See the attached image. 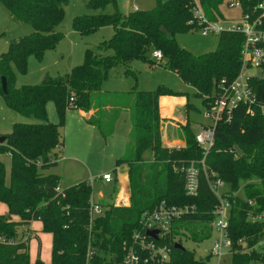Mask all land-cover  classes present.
Segmentation results:
<instances>
[{
    "label": "trees",
    "instance_id": "obj_1",
    "mask_svg": "<svg viewBox=\"0 0 264 264\" xmlns=\"http://www.w3.org/2000/svg\"><path fill=\"white\" fill-rule=\"evenodd\" d=\"M223 1L199 0L209 18L215 17ZM66 2L0 0L12 19L32 27L30 34L12 41L8 50L0 55V96L12 111L41 122L14 123L12 131L4 135L5 141L0 144V155H8L11 160L8 173L0 162V203L8 210L0 214V237L3 239L0 241V264H29L31 237L19 235L18 229L32 222H40L41 232L51 234L49 264H123V244L138 228L141 214L161 201L189 209L172 225L167 238L171 248L169 264H202L193 252L175 249L174 244H181V241L174 237L186 236L199 243L210 236L209 223L213 221L212 213L218 204L208 183L212 173L229 186L228 199L234 200L228 227L232 250L240 249L241 240L247 244L240 255L233 254V264L252 261L264 264V253L258 247L264 237V219L250 220L251 216L264 217V191L248 183L244 188L245 199L232 196V192L240 188V181L250 177L264 181V113L257 108L253 115H248L239 107L230 124L216 126L213 146L204 157L188 123L183 128L185 143L180 150L161 145L158 98L170 95V91L163 88L155 92L133 91L129 92V99L101 92L112 69L123 65L124 75L136 78L128 68L130 62L153 63L148 54L159 50L165 66L193 87L205 105L220 80L236 76L242 37L222 34L216 50L201 56H193L180 48L174 37L191 31L187 26L191 17L189 0H157L154 9L133 11L122 20L117 12L77 17L73 29L80 35L104 26L114 28L112 37L98 45L100 53L87 49L83 64L63 77L46 80L38 86L16 87L15 71L26 72L28 57L33 55L41 59L62 39L63 34L57 28L63 22ZM114 3L115 0H89L88 5L103 9ZM161 27L169 36L161 33ZM2 78L7 82V96L1 90ZM252 87L259 103L264 105V79L255 80ZM128 100H132L131 106ZM48 102L54 103L59 124L46 121ZM109 106L115 116L114 123L122 108L131 109V148L115 162L116 167L126 165L128 168L130 204L128 207L103 204L104 214L90 221L91 184L82 181L58 193L60 176L42 174L40 170L57 165L64 148L60 129L67 111L88 113L95 110L86 123L96 127L106 138L112 134V125L105 131L101 120ZM150 151L152 159L143 160L142 156ZM203 158L204 170L199 164ZM192 162L199 169V187L197 195L188 196L184 190V173L179 169ZM195 224L200 226L199 231ZM89 252L93 254L88 260ZM34 264L45 263L38 256Z\"/></svg>",
    "mask_w": 264,
    "mask_h": 264
},
{
    "label": "rangeland",
    "instance_id": "obj_2",
    "mask_svg": "<svg viewBox=\"0 0 264 264\" xmlns=\"http://www.w3.org/2000/svg\"><path fill=\"white\" fill-rule=\"evenodd\" d=\"M88 2L89 0H67L64 6L63 22L57 28V31L63 34L62 39L55 48L47 50L41 59H37L33 55L28 57L26 72L20 74L15 71L16 87L38 86L46 80L63 77L70 73L74 67L83 64L84 53L87 49L100 53L97 49L98 45L109 40L114 33L112 26H104L90 34L80 35L73 29L75 18L96 16L98 14L111 15L117 12L120 14V20H122V17L133 12L134 8H137V11H149L154 9L157 4V0H115L114 4H109L103 9H93L88 5ZM220 13L224 18L222 23L230 22L228 20H231L232 23L237 22V11L227 10L224 5L220 8ZM31 32L32 27L30 25L12 19L0 4V55L8 50L12 41L18 40ZM174 39L180 48L193 56L214 52L218 43V36H203L198 30L176 34ZM151 57L152 52L148 54V58L151 59ZM128 68L132 70L136 78L125 76V67L120 65L110 71L108 79L102 85L101 92L121 95L129 99V92L134 90L135 92H155L158 88H163L170 91V95L176 96L174 93H179L178 95L187 97L189 107L183 110L181 115L183 118H187L194 134L198 133L202 126L209 124V121L205 118V107L202 99L196 96V90L189 87L173 71L169 70L165 66L164 59L161 62H156V65L146 60H133ZM107 101L111 102L109 99ZM127 104L131 106L132 100H128ZM114 118L115 116L112 115L111 111L104 113L103 121L101 120L102 127L105 131H108L112 125V134L104 138L96 127L85 123L79 112H66L63 127L60 129L64 148L59 154L57 165L48 170H40V173L58 174L61 178L59 183L61 189L87 180L92 186L91 201L94 203L107 204L116 198L121 179L127 186L129 183L127 166L116 167L115 162L124 156L127 150L129 152L131 148L129 137L132 127L131 109H129V113L120 111L115 123ZM46 121L50 124H59V117L53 102H48L46 105ZM14 123L37 124L41 122L12 111L6 106L4 98L0 96V136L9 134ZM173 124L166 125L163 123L160 128L161 145L163 147H166L168 142L171 145L176 144L172 143L174 141L185 143L183 128L186 124L178 128L174 121ZM142 158L150 161L152 152L145 153ZM3 163L6 167H9L10 158L7 155H4ZM106 172L117 174L118 180L116 183L105 184L98 180ZM248 183L264 191V181L261 182V179L250 177L246 181L239 182L240 188L232 192L233 196L237 195L238 198L245 199L244 188ZM228 191L229 186L224 184L220 189V194L228 193ZM3 208H6V206L4 205ZM197 225L194 226L199 231L200 226ZM209 228H211L210 236L199 243L194 242L190 237L186 238V236L183 238L174 237V239L180 240L181 245L193 252L195 258L202 261V264H233V254L240 255V250H246V242L239 241L240 249L225 252L220 258L211 256L210 250L217 234L212 222L209 223ZM18 233H21L20 230H18ZM185 234L188 236L187 233ZM50 245L51 236L47 233L43 232L39 238L32 237L30 241L32 254L29 258V264H34L38 256L45 263L44 260L51 257ZM50 261L49 258V263ZM249 264L263 263L252 261Z\"/></svg>",
    "mask_w": 264,
    "mask_h": 264
},
{
    "label": "built area",
    "instance_id": "obj_3",
    "mask_svg": "<svg viewBox=\"0 0 264 264\" xmlns=\"http://www.w3.org/2000/svg\"><path fill=\"white\" fill-rule=\"evenodd\" d=\"M189 1L191 17L187 26L191 30H198L203 36L215 35L219 37L222 34L230 33L242 37L239 51V70L233 79L219 81L214 94L204 105L205 118L209 121V125L195 134V141L205 157L213 146L216 126L220 123L230 124L234 112L239 107H243L248 115H253L257 108L260 109L261 113H264V105L259 103L252 87L255 80L264 79V0H224L214 18H209L205 14L199 0ZM224 5L227 10L238 12L236 23H232L228 19L230 22L222 23L224 18L220 13V8ZM152 57L157 61L163 60V55L159 50L152 51ZM72 101L73 98L70 99V102ZM167 148L180 150L182 147L178 144H168ZM1 157L2 155H0V162ZM199 164L204 170V158ZM179 170L184 173L185 194L188 196L197 195L199 187L197 164L192 162ZM98 180L105 184L115 182L114 176L110 172L102 174ZM208 183L210 190L218 199V204L212 213V225L217 235L210 255L220 258L225 252H232L228 227L229 213L234 200L228 199V193L220 194V189L224 183L216 177V174H211ZM62 190L60 186L56 188L58 193H62ZM129 204V191L119 189L113 205L115 207H128ZM188 211L189 209L186 207L170 206L165 201H161L152 210L143 212L139 219L138 228L133 232L130 240L123 244V264H169L171 248L166 242L167 238L171 234L172 225ZM104 212V206L90 200V221L102 216ZM263 219V216L250 217L251 221ZM153 231L157 232L155 238L147 235L148 232ZM2 240L0 237V241ZM258 247H261L260 252L264 251V237L259 242ZM92 254L93 252H89L88 260Z\"/></svg>",
    "mask_w": 264,
    "mask_h": 264
},
{
    "label": "crops",
    "instance_id": "obj_4",
    "mask_svg": "<svg viewBox=\"0 0 264 264\" xmlns=\"http://www.w3.org/2000/svg\"><path fill=\"white\" fill-rule=\"evenodd\" d=\"M136 10H137V8H134V11H136ZM150 60L153 61L152 64H154V65H156V62L163 61V60L157 61L153 57H151ZM188 86L191 87L190 85H188ZM174 94L176 96H173V95H165V96H160L158 98V108H159V116H160L161 126L163 125V123H165L166 125H174L173 124V121L176 123L177 128L180 127V126H184L187 123L189 124V121L187 120V118H183V116L181 115V112L183 110H186L189 107V104H188V101H187V97L178 95L179 93H174ZM111 95H115L116 97L117 96H121V95H116V94H111ZM203 106H204V104H203ZM106 110L107 111H110V110H112V108L109 106V107H106ZM69 111H77V110H69ZM77 112H79L81 114V116L83 117V119H84V121L86 123V120L89 119L94 114L95 110H91L88 113H85V112H82V111H77ZM121 112H127V113H129V109L128 108H122L121 109ZM119 115H120V112L118 113L117 117ZM208 125H206V126H208ZM206 126H202L201 129L204 128V127H206ZM190 128H191V126H190ZM172 143H176V144L180 145L181 147L184 146V144H182L179 141H174ZM168 144H169V142L166 144V148H167V145ZM3 159H4V155H2V157H1V162L2 163H3ZM10 165H11V160H10ZM10 165H9V167H6L4 165L7 173L10 170ZM112 174H113L114 180H115L114 183H116V179L118 178V176H117L116 173L115 174L112 173ZM120 183L121 184L119 186V189H127L129 191V183H128V186H127L124 183L123 179H121ZM115 199L116 198H114L111 201L109 200L110 202H108V203H113ZM98 204H100V203H98ZM0 205H1L0 206V214H5L6 211H8L7 210V207L6 208H3L4 204H2V203H0ZM100 205L101 206H104L103 204H100ZM12 219L14 221H17V218L16 217H13ZM41 229H42V225H41L40 222H32L28 226H25V227L23 226V227L19 228L18 230H20V232H21V233H19V235L22 234V236H25V237L30 236L31 239H32V237L39 238L42 235L43 232H41ZM47 234L49 236H51V234H49V233H47ZM51 242H52V237H51ZM31 254H32V252L30 251V243H29V258L31 256ZM49 258L51 259V257H48L47 259L44 260V262L48 264L49 263Z\"/></svg>",
    "mask_w": 264,
    "mask_h": 264
},
{
    "label": "water",
    "instance_id": "obj_5",
    "mask_svg": "<svg viewBox=\"0 0 264 264\" xmlns=\"http://www.w3.org/2000/svg\"><path fill=\"white\" fill-rule=\"evenodd\" d=\"M160 31L164 35L169 36V33L167 32V30L164 27H161L160 28ZM1 90H2L3 95L4 96H7L8 90H7V82H6L5 78H2V81H1ZM4 141H5V137L4 136H0V144L4 143ZM237 152L240 153L239 150H237ZM156 234H157V232L153 231V232H148L147 235L155 238L156 237ZM174 248L175 249H178V250H182V251L185 250V248L181 244H179V243H175L174 244Z\"/></svg>",
    "mask_w": 264,
    "mask_h": 264
}]
</instances>
